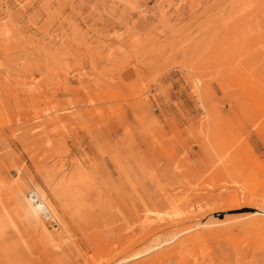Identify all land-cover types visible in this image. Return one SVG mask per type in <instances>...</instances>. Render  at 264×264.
I'll return each instance as SVG.
<instances>
[{
    "label": "rangeland",
    "instance_id": "374dc122",
    "mask_svg": "<svg viewBox=\"0 0 264 264\" xmlns=\"http://www.w3.org/2000/svg\"><path fill=\"white\" fill-rule=\"evenodd\" d=\"M0 264H264V0H0Z\"/></svg>",
    "mask_w": 264,
    "mask_h": 264
},
{
    "label": "bare ground",
    "instance_id": "6f19581e",
    "mask_svg": "<svg viewBox=\"0 0 264 264\" xmlns=\"http://www.w3.org/2000/svg\"><path fill=\"white\" fill-rule=\"evenodd\" d=\"M237 197V196H236ZM152 213V212H151ZM153 214H155L156 216L154 217V219H156V220H158V221H168V222H171V221H173L175 218H169V219H167V218H165V216H161L160 215V213L159 212H157V211H153ZM174 214V213H173ZM172 216V215H171ZM153 222V221H152ZM197 223V222H196ZM201 224V223H200Z\"/></svg>",
    "mask_w": 264,
    "mask_h": 264
}]
</instances>
